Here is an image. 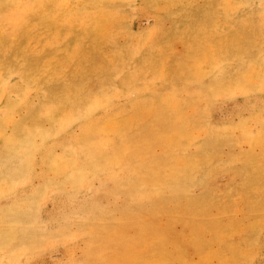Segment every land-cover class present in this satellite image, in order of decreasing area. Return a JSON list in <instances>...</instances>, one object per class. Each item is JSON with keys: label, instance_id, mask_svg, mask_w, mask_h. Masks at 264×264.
I'll list each match as a JSON object with an SVG mask.
<instances>
[{"label": "rangeland", "instance_id": "obj_1", "mask_svg": "<svg viewBox=\"0 0 264 264\" xmlns=\"http://www.w3.org/2000/svg\"><path fill=\"white\" fill-rule=\"evenodd\" d=\"M0 264H264V0H0Z\"/></svg>", "mask_w": 264, "mask_h": 264}]
</instances>
